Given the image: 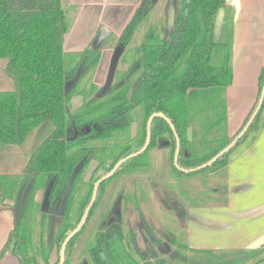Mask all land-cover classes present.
Returning <instances> with one entry per match:
<instances>
[{
  "label": "trees",
  "instance_id": "trees-1",
  "mask_svg": "<svg viewBox=\"0 0 264 264\" xmlns=\"http://www.w3.org/2000/svg\"><path fill=\"white\" fill-rule=\"evenodd\" d=\"M157 1L142 0L119 38L128 69L118 70L114 81L103 88L94 80L102 47L91 45L79 52L64 49L74 6L65 0H0V58L7 59L5 71L16 82L15 90L0 91V145H23L38 128L49 129L22 174H0V208L10 210L14 217L2 255L11 248L20 264H59V258L51 262L50 255L55 247L60 252L65 238L79 224L95 182L144 146L149 118L156 112L171 119L180 137L178 165L175 132L165 118L157 116L148 148L126 160L100 185L86 225L67 246L64 264L71 261L107 184L116 176L151 167L150 153L162 141L169 142V161L176 177L189 179L203 174L214 195L226 197L229 156L258 125L264 103L231 151L207 168L185 169L211 160L242 131L259 104L264 67L258 99L240 131L230 136L226 91L234 75L236 6L227 0H178L176 27L166 40V24L161 20L155 24L150 18ZM143 23H148L149 30L142 42L128 47ZM76 95H82L83 104L72 111L70 102ZM92 161L97 166L91 180L84 181ZM218 176L222 179L217 180ZM35 179L45 181L46 204L39 203L33 193L27 194ZM190 190H183V197ZM205 193L200 187L196 199L187 200L189 207L205 205ZM181 208L178 210L185 218L186 209ZM103 229L95 232L86 246L93 264H264V245L200 250L190 248L186 241L176 252L139 258L121 221L107 231ZM182 236L187 239L186 234Z\"/></svg>",
  "mask_w": 264,
  "mask_h": 264
},
{
  "label": "crops",
  "instance_id": "crops-1",
  "mask_svg": "<svg viewBox=\"0 0 264 264\" xmlns=\"http://www.w3.org/2000/svg\"><path fill=\"white\" fill-rule=\"evenodd\" d=\"M65 1L75 9L64 49L79 52L91 45L101 46L102 56L94 80L100 86L105 85L119 38L142 0ZM227 2L237 8L232 55L234 75L226 91L229 134L234 135L244 125L260 91L259 78L264 67V0ZM145 34H141L140 43ZM120 61L121 58L117 67ZM82 103L83 97L81 101L74 97L70 105L75 110ZM4 146L0 145V174L14 175L18 159L10 157V150ZM15 146L22 148V145ZM227 169V202L217 200L186 210L185 223H181L187 230L190 248L238 250L264 245V110L258 125L232 151ZM13 227L12 212L0 208V264H20L11 248L2 255Z\"/></svg>",
  "mask_w": 264,
  "mask_h": 264
},
{
  "label": "rangeland",
  "instance_id": "rangeland-1",
  "mask_svg": "<svg viewBox=\"0 0 264 264\" xmlns=\"http://www.w3.org/2000/svg\"><path fill=\"white\" fill-rule=\"evenodd\" d=\"M168 3L169 0L157 1L156 11L152 14L153 16L151 15L154 23H158L161 20L164 24H166ZM148 27L149 25L146 23L139 28L130 41L128 47H133L139 44L141 41V34L147 33L149 30ZM161 35L165 36V33L161 31ZM122 54L121 56L123 57ZM122 57H120L121 61L118 69H126L128 67V64L122 61ZM6 64L7 59L0 58V91L16 89V82L8 76L5 71ZM106 77L107 73L104 75V83ZM111 82L112 79H109L108 77L105 87H108ZM102 86L103 85H101V87ZM75 97H79V100L81 101L82 96L80 97L79 95H76ZM71 110L74 111L72 104ZM192 128L193 126L190 129ZM136 131L137 124H134L133 134H135ZM48 132V126L38 128L32 132L27 141L21 146L22 148H16L15 145L4 146L6 149L10 150V157H17L18 159L16 167L17 173H14V175L23 173L29 156L46 138ZM235 135L236 133L230 136ZM169 151L170 149L165 146H158L154 148L150 153L152 163L151 167L143 172L131 174L128 177L122 176L117 179L113 178L111 182L107 184V188H109V190L106 195L104 194L101 200L102 202L99 204L87 227L79 237L69 264H77L81 258L84 260V256L85 261H89L87 258L88 254L85 252L87 243L92 240L95 232L101 229L103 222L107 220L110 215L106 211L103 212L104 205H110L111 202L119 199L122 194L124 196V201L120 221L124 224L125 230L127 231L129 227L134 228L136 232L139 233V246L141 249L143 251H147L148 247H151L157 251L159 255H165L163 253L167 252H176L178 245L182 242L186 241L188 244L187 239L184 240V237L182 236V234H186L187 237V230L185 229V225L181 223L182 221L185 223L186 217L183 218L180 215L178 207H182L181 209L187 210L189 208V201L187 200L191 197H196L197 194L200 193V187L206 191L205 195L208 197V201L205 204L217 202V200L218 202L221 201L223 204L227 202V195L226 197L224 195L221 196L218 193V196L216 194L214 195L212 186L205 183V175L203 174H200L196 178L193 177L189 179L176 177L171 170ZM96 165V161L90 164L89 169L85 174L86 179H89V175ZM208 174L210 175L211 171ZM216 178L217 180L222 179L219 176ZM44 183L45 181H41V179L39 182L36 180V182L32 184L34 187L27 190V194L31 195L33 193V196H35V199L39 203L46 202L47 189L44 186ZM189 189L192 191L190 190V193L187 192L185 194L186 196L183 197V190ZM215 198L216 201L214 200ZM11 202H15V199L11 200ZM108 209L109 206L107 207V210ZM150 227L152 228V233H149L148 229ZM143 228L145 229L144 233L142 231ZM174 239H176L175 243L172 242ZM58 258L59 249L55 247L50 255V261L56 262Z\"/></svg>",
  "mask_w": 264,
  "mask_h": 264
},
{
  "label": "water",
  "instance_id": "water-1",
  "mask_svg": "<svg viewBox=\"0 0 264 264\" xmlns=\"http://www.w3.org/2000/svg\"><path fill=\"white\" fill-rule=\"evenodd\" d=\"M177 1L178 0H169V3H168V12H167V21H166V40H169L174 32V29L176 27V6H177ZM123 53V45H119L117 48H116V51H115V54H114V57L112 59V64H111V67H110V72H109V79L111 78L113 80L114 78V75L116 73V69H117V64H118V61H119V58L121 57V54ZM264 103V86H263V89H262V94H261V98H260V101H259V104L256 108V111L255 113L253 114V116L251 117V119L248 121V123L244 126V128L242 129V131L234 138V140L229 144L227 145L224 149H222L216 156H214L211 160L207 161L206 163L196 167V168H192V169H185L186 172H193L195 170H199V169H203V168H207L211 165L214 164V162L222 155L228 153L229 151H231L238 143V141L245 135V133L247 132L248 128L250 127V125L252 124L253 120L255 119V117L257 116L258 112L260 111L262 105ZM157 116H160V117H163L165 118L168 123L170 124L171 128L174 130L175 132V135H176V139H177V148H176V152H175V163L176 165H178V156H179V153H180V150H181V140H180V137L178 136L177 132H176V128L174 126V124L172 123L171 119L169 117H167L164 113L162 112H156V113H153L150 118H149V121H148V131H147V139H146V143L144 144V146L137 152L135 153H132L130 155H128L127 157L121 159L114 167L111 171H109L106 175H104L102 178L98 179L95 184H94V191H93V195H92V198H91V201L89 203V205L87 206L84 214H83V217L81 218L79 224L76 226V228L71 231L69 233V235L65 238L62 246H61V249H60V252H59V264H64L65 261H66V250H67V246L69 244V242L72 240V238L74 236H76L82 229L83 227L86 225L87 221H88V217H89V214L91 212V209L92 207L94 206L95 202H96V199H97V196H98V190H99V187L100 185L112 178L115 173L117 172V170L119 169V167L126 161L128 160L129 158H132V157H135V156H138L139 154L143 153L149 146L150 144V141H151V126H152V122H153V119ZM161 144H164V145H168L169 142L168 141H165L164 143H161Z\"/></svg>",
  "mask_w": 264,
  "mask_h": 264
},
{
  "label": "flooded vegetation",
  "instance_id": "flooded-vegetation-1",
  "mask_svg": "<svg viewBox=\"0 0 264 264\" xmlns=\"http://www.w3.org/2000/svg\"><path fill=\"white\" fill-rule=\"evenodd\" d=\"M128 69V67L126 68V69H118V67H117V69H116V72L118 71V70H127ZM115 76H116V73H115V75H114V78H113V80H112V82L114 81V79H115ZM111 82V83H112ZM103 88H106L105 87V85H103L102 86ZM82 96V95H81ZM83 104V103H82ZM81 104V105H82ZM137 132V131H136ZM136 134V133H135ZM134 134V135H135ZM165 141H162V142H160V146L161 147H163V146H165V147H168V145H164V144H161V143H164ZM93 162H95V161H92L91 162V164L93 163ZM97 166V165H96ZM95 166V167H96ZM95 167H94V169H95ZM93 169V170H94ZM93 170L91 171V174L89 175V179H86V175L84 176V181H90L91 180V177H92V172H93ZM129 176V175H128ZM128 176H125V177H128ZM118 177H122V176H116V177H114V178H118ZM113 189H114V187H113ZM108 190H109V188H107V190H106V193L108 192ZM106 193H105V195H106ZM124 196H123V194L119 197V199H117V200H114L113 202H111V204L110 205H108L109 206V209L107 210V205H104V209H103V212H108L110 215H109V218L107 219V220H105L104 222H103V224H102V227L101 228H104L103 230L104 231H107L108 229H110V227L112 226V225H114V223H119L120 222V219H121V213H122V208H123V201H124ZM102 202V201H101ZM108 204V203H107ZM102 212V213H103ZM121 225H122V227H123V229H124V231H125V233L126 234H128V236L130 237V240H131V246L133 247V249L138 253V257L139 258H142L144 255L145 256H147V257H149V256H151V255H154V254H158L157 253V251H155L154 249H152L151 247H148V249H147V251H143L142 249H141V247L139 246V233L138 232H136V230L134 229V228H132V227H129L128 229H127V231L125 230V227H124V224H122V222H121ZM152 228L150 227L148 230H149V233H152V230H151ZM101 230V229H100ZM144 228H143V233H144ZM143 235V234H142ZM166 246V245H165ZM162 249V248H161ZM171 249V248H170ZM84 258V260L81 258L80 260H79V262L77 263V264H93L92 262H91V259H90V256L88 255L87 256V258L89 259V263L87 262V261H85V256L83 257Z\"/></svg>",
  "mask_w": 264,
  "mask_h": 264
}]
</instances>
